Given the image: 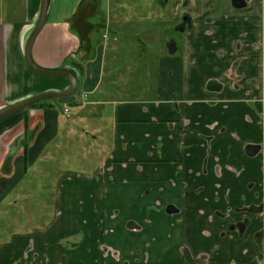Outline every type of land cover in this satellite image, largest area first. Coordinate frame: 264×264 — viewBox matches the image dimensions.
Masks as SVG:
<instances>
[{
    "label": "crops",
    "instance_id": "crops-1",
    "mask_svg": "<svg viewBox=\"0 0 264 264\" xmlns=\"http://www.w3.org/2000/svg\"><path fill=\"white\" fill-rule=\"evenodd\" d=\"M119 3L50 0L32 59L79 74V91L0 119V217L10 220L0 228V264H200L203 256L207 264H264V0H169L157 5L162 20L159 12L143 18L147 8L134 0ZM41 5L0 0V110L71 87L26 59ZM185 18L180 48L158 55L149 45L153 65L105 87L148 83L153 95L97 99L109 42L133 44L123 54L138 70L130 64L142 43L163 42L159 25ZM96 105L110 114L105 120L101 110L92 126ZM61 170L47 221L21 227L23 210L9 199L25 197L33 173ZM245 221L243 233L231 230ZM106 247L121 259L106 258Z\"/></svg>",
    "mask_w": 264,
    "mask_h": 264
},
{
    "label": "rangeland",
    "instance_id": "rangeland-1",
    "mask_svg": "<svg viewBox=\"0 0 264 264\" xmlns=\"http://www.w3.org/2000/svg\"><path fill=\"white\" fill-rule=\"evenodd\" d=\"M118 2H120L119 4H123L124 2H130V0H111L112 7H115ZM134 2L136 3V5L140 3V8H144V7L147 8V9L144 8L146 9L147 12H145V14L142 13L144 15L143 18L145 17V19H148L149 15H151L152 13L154 15L159 12L160 16H158V18L162 20V17L164 16V14H163V11L160 12V7L163 6L165 3H167V0H134ZM157 5L160 7H157ZM169 7L170 6H168L167 9H169ZM122 14L124 15V12ZM158 18L155 20H158ZM168 24H169V20H168ZM159 26L162 28V31L164 32L163 33L164 36L161 37V41L163 39V42L161 43L158 42L155 44L142 43L140 47L141 55L135 56L133 60V64L132 63L130 64V66L134 65V68H138V70L132 69V67L127 68L126 63H130L131 60L127 58L126 53L123 54V52H130L133 49L136 50V48H133V44H124V43L117 44V43H112V42L108 43L109 55L106 61V76L104 78V85L102 86L101 93H98L97 99L102 100L106 98H110V99L112 98L118 101H123L125 99V95L122 92H119L116 90H106L105 87L107 88V84H111L117 87L119 85L125 84V82L127 81L129 83L130 81L137 79L136 74L140 72L139 69H146L147 67H150L151 64L153 65L154 64L153 59H148L150 56L146 55V53L148 52L149 45L150 46L153 45L157 47V49L155 50V54L157 53L158 55H160V53H164L165 49L166 50L168 49V43L171 41H175L176 46L178 48L181 47L182 33L176 30V28L178 27L176 23H173V22L170 23L169 32H168V26H163V24H160ZM169 39L170 41L168 42ZM118 52H119L118 58L115 59V57L113 56V53L117 55ZM116 87L114 88L116 89ZM145 87L147 89L146 95L154 94V91H150L151 86L148 83H146ZM74 95H76V93ZM73 96L63 98L62 102H67L69 100H72ZM91 99L97 100L96 97H91ZM65 105L68 106L67 103H65ZM101 110L103 111V113L105 112L104 119L106 120V118H108L110 112L106 108L97 106V105L93 106L91 110L92 119L90 122L92 126L97 125L96 118L101 120V118L99 117ZM83 157L84 156L80 155V156L75 157L73 160H77V159L81 160L83 159ZM63 162L66 163L67 160H64ZM75 162L78 163L77 161ZM40 173L32 174V178L36 179L35 183H31V180L29 181L28 179H26V184L23 187V190L25 193V197L24 196L22 197L23 199L18 198V197H11L9 199L11 201L14 200V202L17 201V203H15L16 206L18 207L19 211L23 210V212L22 213L20 212L18 214L16 211H14V207H11L9 211L7 212V217L14 218V215L16 216V214H18L17 216L19 218L18 224H21V227H22V225H24L25 223H28V229H32L36 226L43 225L47 221V219L43 218L42 216H43L44 210L46 212H49L54 207L53 200H54V194H55L56 188L53 186L52 181L55 177L57 176L61 177L63 174H65V171L61 170L60 172H53L50 175L49 173H47L44 175L46 177H44L43 179L40 178L39 176ZM38 181L41 182V184L43 185L42 187L40 186L37 187ZM9 225H10V220H8L6 216L0 217V228L1 229L2 228L4 229ZM3 229H2V232H3ZM3 239L4 238H0V241H2Z\"/></svg>",
    "mask_w": 264,
    "mask_h": 264
},
{
    "label": "water",
    "instance_id": "water-1",
    "mask_svg": "<svg viewBox=\"0 0 264 264\" xmlns=\"http://www.w3.org/2000/svg\"><path fill=\"white\" fill-rule=\"evenodd\" d=\"M49 5H50V0H42L41 10L38 16L37 23L27 42L26 59L29 65L37 72H40L42 74L62 75V76L67 77L71 82V87L65 92H46L44 94L36 95L30 98H27L25 100L19 101L17 103H14L12 105H9L0 110V119L9 114H12L16 111L30 107L38 102L44 101L49 98L60 99V98L71 97L77 92L79 88V79H80L79 74L77 73L72 74L67 70H47V69L41 68L38 65H36L32 59V48H33V45H34V42L37 36L41 32V30L43 29L47 21V17L49 13ZM186 21L187 19L185 18L182 27L178 29L179 31H184L185 25L187 23Z\"/></svg>",
    "mask_w": 264,
    "mask_h": 264
},
{
    "label": "flooded vegetation",
    "instance_id": "flooded-vegetation-1",
    "mask_svg": "<svg viewBox=\"0 0 264 264\" xmlns=\"http://www.w3.org/2000/svg\"><path fill=\"white\" fill-rule=\"evenodd\" d=\"M168 2H169V0H167V3L166 4H168ZM187 19V18H186ZM183 22H184V20L180 23V24H178V27L176 28V30L178 31V32H184L185 31V28H186V25H187V23H188V19H187V23H186V25H185V28H184V31H179L178 29L179 28H181L182 27V25H183ZM170 31V23L168 24V32ZM170 41V39L168 40V42ZM167 44V43H166ZM177 48V46H176V43H175V41H171V42H169L168 43V52H169V54L172 52V50H174V49H176ZM174 209V207H172L171 206V208H169L168 210H173ZM261 209V208H260ZM168 210H167V212H168ZM261 211V210H260ZM171 213H173V212H171ZM249 222H247V221H245V222H240V223H237V224H234V225H232L231 226V230H233V231H235V230H238V231H241L242 233H243V230H244V228H245V226L248 224ZM249 225V224H248ZM261 235V234H260ZM104 253H106L107 254V257L106 258H109L110 257V260H114L115 258L114 257H116V259L118 258V260L119 259H121V255H120V253L118 252V251H116V250H112L111 248H108V247H106L104 250ZM117 252V253H116ZM190 257H188V259H189ZM136 261H138V263L139 264H149V259H144V260H141L140 258H137L136 260H135V262ZM198 262L200 263V264H207L208 263V257L207 256H203V257H201V258H198Z\"/></svg>",
    "mask_w": 264,
    "mask_h": 264
},
{
    "label": "trees",
    "instance_id": "trees-1",
    "mask_svg": "<svg viewBox=\"0 0 264 264\" xmlns=\"http://www.w3.org/2000/svg\"><path fill=\"white\" fill-rule=\"evenodd\" d=\"M151 89H152V86H151ZM78 91H79V88H78L77 92ZM117 91L122 92L125 95V99L123 101L138 100V98H143V97H146V96L148 97V95H149V94L146 95V93H147L146 87H143L142 89L137 90V91L136 90H132V89H130V90L129 89L128 90H120L119 89ZM44 103H45L44 101L38 102V103L32 105L31 107L43 106Z\"/></svg>",
    "mask_w": 264,
    "mask_h": 264
},
{
    "label": "built area",
    "instance_id": "built-area-1",
    "mask_svg": "<svg viewBox=\"0 0 264 264\" xmlns=\"http://www.w3.org/2000/svg\"><path fill=\"white\" fill-rule=\"evenodd\" d=\"M66 112H68V110H66Z\"/></svg>",
    "mask_w": 264,
    "mask_h": 264
}]
</instances>
